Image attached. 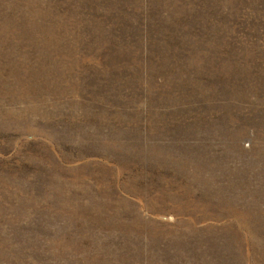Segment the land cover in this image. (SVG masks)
Listing matches in <instances>:
<instances>
[{"label": "rangeland", "instance_id": "374dc122", "mask_svg": "<svg viewBox=\"0 0 264 264\" xmlns=\"http://www.w3.org/2000/svg\"><path fill=\"white\" fill-rule=\"evenodd\" d=\"M0 264H264V0H0Z\"/></svg>", "mask_w": 264, "mask_h": 264}]
</instances>
